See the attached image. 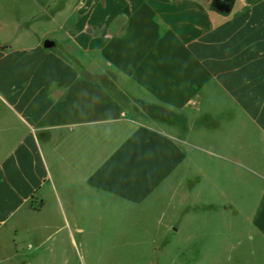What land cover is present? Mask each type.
Wrapping results in <instances>:
<instances>
[{"label":"crops","instance_id":"crops-1","mask_svg":"<svg viewBox=\"0 0 264 264\" xmlns=\"http://www.w3.org/2000/svg\"><path fill=\"white\" fill-rule=\"evenodd\" d=\"M111 201L252 208L264 264V0H0V236Z\"/></svg>","mask_w":264,"mask_h":264},{"label":"rangeland","instance_id":"rangeland-1","mask_svg":"<svg viewBox=\"0 0 264 264\" xmlns=\"http://www.w3.org/2000/svg\"><path fill=\"white\" fill-rule=\"evenodd\" d=\"M139 108L156 123L173 122L158 107ZM186 207L168 202L161 211L150 205L124 212L111 201L98 206L96 217L79 218L81 232L63 213H43L37 218L39 232L4 230L0 264H249L252 208L218 214L202 206L193 211ZM176 218L185 222L180 233L160 240V229ZM44 222L47 229H42ZM10 238L15 242H7Z\"/></svg>","mask_w":264,"mask_h":264},{"label":"water","instance_id":"water-1","mask_svg":"<svg viewBox=\"0 0 264 264\" xmlns=\"http://www.w3.org/2000/svg\"><path fill=\"white\" fill-rule=\"evenodd\" d=\"M234 1L235 0H212V8L219 12L229 14L232 10ZM55 47H56L55 41L49 39L44 41L45 49H52Z\"/></svg>","mask_w":264,"mask_h":264}]
</instances>
